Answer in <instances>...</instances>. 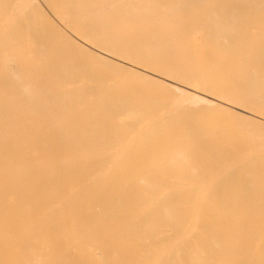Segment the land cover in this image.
Returning a JSON list of instances; mask_svg holds the SVG:
<instances>
[{"label":"bare ground","instance_id":"1","mask_svg":"<svg viewBox=\"0 0 264 264\" xmlns=\"http://www.w3.org/2000/svg\"><path fill=\"white\" fill-rule=\"evenodd\" d=\"M163 1L0 0V264H264V0Z\"/></svg>","mask_w":264,"mask_h":264},{"label":"rangeland","instance_id":"2","mask_svg":"<svg viewBox=\"0 0 264 264\" xmlns=\"http://www.w3.org/2000/svg\"><path fill=\"white\" fill-rule=\"evenodd\" d=\"M167 2H170V4H172L171 1H167ZM162 3H163V7H164L165 4H166V0H164ZM162 3H161V4H162ZM168 4H169V3H168ZM170 4H169V5H170ZM167 6H168V5H167ZM167 6H165V8H163V7H162V8H163V9H166ZM154 8H155L156 10H155ZM154 8H153L154 10H152V11L154 12V14H156V12L158 11L156 15H159V14H158V13H159V9L161 10L162 8H159V6H158V7L156 6V7H154ZM157 8H158V10H157ZM170 8H171V7H170ZM163 9H162L161 12H163ZM166 10H167V9H166ZM166 10H164V14L166 13V12H165ZM168 10H170V9L168 8ZM117 11H119V12H117ZM116 12H117V14L114 12L116 16H119V15L121 16V15L125 14L123 11H120V10H116ZM149 12H150V11H149ZM153 12L148 13V14L145 13V14H147V15L152 14V15H153ZM161 12H160V13H161ZM170 12H171V10H170ZM118 13H121V14H118ZM122 13H123V14H122ZM141 13H142V12H141ZM168 13H169V12H168ZM143 14H144V13H143ZM145 14H144V15H145ZM168 15H169V14H168ZM166 16H167V15H166ZM116 20H117V19H116ZM118 22H122V21H121V20H120V21L117 20V23H118ZM132 22H134V24H137V23H139V22L142 23L143 21L138 20V22H137V21H132ZM135 22H137V23H135ZM154 22H155V21H154ZM118 30H121V29H118ZM133 30H134V29H133ZM133 30H132V31H133ZM135 31H136V30H135ZM194 37H195L196 41L198 42V46L200 45V48H201V47H202V46H201V45H202V42H201V41H202V40H201L202 37H201L200 33H199V32L194 33ZM200 40H201V41H200ZM103 69H104V67H103ZM99 70H100V69H99ZM101 70H102V68H101ZM105 70H106V68H105ZM57 108H58V107H57ZM57 108H56V109H57ZM59 109H61V108L59 107L58 110H59ZM72 117H73V116H70V117H62V116H61V117H59L58 119L56 118V120L54 121V125H55V126H61V125H64V124L66 123V121H67L68 119H72ZM259 146H260V145H259ZM263 147H264V146H263ZM263 147H262V148H263Z\"/></svg>","mask_w":264,"mask_h":264}]
</instances>
